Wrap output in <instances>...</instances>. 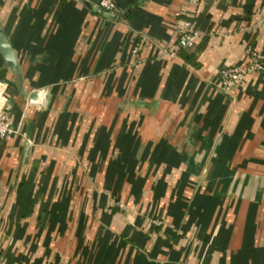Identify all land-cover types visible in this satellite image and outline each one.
Listing matches in <instances>:
<instances>
[{
	"label": "crops",
	"instance_id": "1",
	"mask_svg": "<svg viewBox=\"0 0 264 264\" xmlns=\"http://www.w3.org/2000/svg\"><path fill=\"white\" fill-rule=\"evenodd\" d=\"M108 1L0 0V264H264V0Z\"/></svg>",
	"mask_w": 264,
	"mask_h": 264
},
{
	"label": "built area",
	"instance_id": "2",
	"mask_svg": "<svg viewBox=\"0 0 264 264\" xmlns=\"http://www.w3.org/2000/svg\"><path fill=\"white\" fill-rule=\"evenodd\" d=\"M185 1L189 5H197L200 0ZM98 4L106 9L112 6L108 0H98ZM195 38V32L189 29V20L185 17H180L176 25L177 44L182 47H190L194 43ZM246 52L248 61L244 66L227 65L219 69L218 76L224 87L239 82L247 72L264 71V64L262 63L264 53L253 47H247ZM5 88L6 82L0 79V139L8 138L13 131L7 113L8 102Z\"/></svg>",
	"mask_w": 264,
	"mask_h": 264
},
{
	"label": "water",
	"instance_id": "3",
	"mask_svg": "<svg viewBox=\"0 0 264 264\" xmlns=\"http://www.w3.org/2000/svg\"><path fill=\"white\" fill-rule=\"evenodd\" d=\"M0 55L4 61V63L8 66V68L14 72L18 73V66L16 62L14 49L9 42L2 25L0 24ZM38 89H32V91L28 94L30 99L38 98Z\"/></svg>",
	"mask_w": 264,
	"mask_h": 264
},
{
	"label": "trees",
	"instance_id": "4",
	"mask_svg": "<svg viewBox=\"0 0 264 264\" xmlns=\"http://www.w3.org/2000/svg\"><path fill=\"white\" fill-rule=\"evenodd\" d=\"M182 47V46H181Z\"/></svg>",
	"mask_w": 264,
	"mask_h": 264
}]
</instances>
